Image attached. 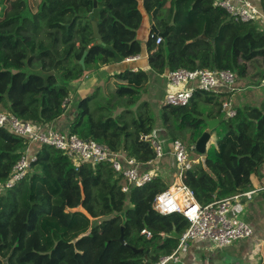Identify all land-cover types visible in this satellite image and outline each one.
Masks as SVG:
<instances>
[{
	"label": "trees",
	"instance_id": "obj_1",
	"mask_svg": "<svg viewBox=\"0 0 264 264\" xmlns=\"http://www.w3.org/2000/svg\"><path fill=\"white\" fill-rule=\"evenodd\" d=\"M95 2L104 45L93 37ZM146 16L160 32L169 28L168 58L165 42L157 46L150 31L151 72L209 69L245 78L252 65L264 77L260 22H234L216 0H0V111L42 129L61 122L67 130L56 131L142 164L154 161L155 116L143 101L150 79L144 68L113 71L104 87L74 103L75 110L63 108L69 85L84 73L142 55ZM224 96L197 91L188 106H164L162 114L165 125L172 115L179 128L191 129L194 146L208 128L205 116L220 121L204 162L182 181L200 206L248 191L264 165V109L238 108L227 119ZM34 155L27 176L0 198V264H157L179 247L188 220L153 207L171 188L163 177L124 193L110 164L76 169L55 148L0 127V184L23 157Z\"/></svg>",
	"mask_w": 264,
	"mask_h": 264
},
{
	"label": "built area",
	"instance_id": "obj_2",
	"mask_svg": "<svg viewBox=\"0 0 264 264\" xmlns=\"http://www.w3.org/2000/svg\"><path fill=\"white\" fill-rule=\"evenodd\" d=\"M216 5L224 9L236 23H264V10L253 0H216ZM164 39L157 37V46ZM141 56L126 59V63L141 60ZM164 106L180 108L188 106L197 91L206 93H228L236 91L237 75L232 71H212L209 69L187 70L184 68L167 72ZM71 99L67 98L63 108H70ZM68 110V109H67ZM223 111L227 118H234L237 110L231 102L223 104ZM0 127H7L12 133L30 140L31 144L46 145L65 154L76 169L83 164H110L114 172L122 178V191L128 193L132 188H142L153 182L160 172L151 170L155 161L165 155L164 147L153 141L157 158L146 164L139 163L133 158H127L120 153H113L107 147L93 141H85L76 135H68L56 131L51 126L39 128L33 122H25L10 114L0 113ZM195 151V148L193 149ZM189 149L179 140L172 144V155L177 163L178 177L181 184L176 190L185 193L183 205H180L176 194L170 189L159 194L153 205L156 212L167 216L181 214L189 222L188 230L182 234L179 247L169 256L161 258L157 264H177L181 254L188 252L189 244L193 241L209 242L219 248L228 247L236 242L251 239L254 235L252 226L244 219L234 214L235 205L245 201H252L253 197L264 187L250 190L226 198L206 206H200L194 199L193 193L183 184L186 172L192 170L199 161L190 160ZM34 155L31 159L23 157L13 168L8 181L0 184V198L7 190L12 189L23 180L36 162ZM151 168V169H147ZM149 234L146 230L142 233ZM204 264H209L205 262Z\"/></svg>",
	"mask_w": 264,
	"mask_h": 264
},
{
	"label": "rangeland",
	"instance_id": "obj_3",
	"mask_svg": "<svg viewBox=\"0 0 264 264\" xmlns=\"http://www.w3.org/2000/svg\"><path fill=\"white\" fill-rule=\"evenodd\" d=\"M254 1V0H253ZM40 2V0H38ZM38 3L34 5V9H37ZM147 37H145L143 34L139 35V41L142 44L143 48V54L146 51V41ZM130 64V68H133V63ZM262 69L260 68H254L249 66L247 77L240 78L238 77V82L236 84V92L237 97L235 99V102L237 105H243L244 101L248 100L250 101H256L257 104L264 102V77H260L259 72H261ZM136 71V70H135ZM106 72L103 71V69H100L99 71H90L87 73H84V75L80 78V80H86L88 77H95L98 78V81H92L91 84H81L85 81L77 80V82L82 88L86 89L87 86H93L94 89L90 90H82L81 95H79L80 99H83L90 95H93L96 93V90L98 87H104V79H101L102 77H106ZM89 82V81H87ZM103 83V84H102ZM101 84V85H99ZM103 85V86H102ZM242 87V88H241ZM69 90L72 96L75 97V87L73 85H69ZM164 90H165V80L164 76L157 75L154 72L150 73V79L148 86L146 88V92L143 95V101H147L150 104L151 112H153L155 116V125H154V140H156L158 143L161 144V146L165 147H171L175 140L181 141L185 146L189 149L190 153V160H196L199 159V153H196L193 151L194 149V132L189 128H179L177 123L175 122V118L172 115H169V118L165 123L163 122V111H164ZM80 94V93H79ZM72 101V100H71ZM75 107L77 105L74 103L70 108H66L67 112H70L71 110H75ZM246 106H241V108H245ZM207 109H210L207 108ZM257 109H262V107H257ZM121 110L118 111L120 113ZM0 113H4V111H0ZM6 114V113H5ZM76 115V113L74 114ZM53 124V123H52ZM50 125L52 128H56L59 130H67L66 124L58 123L56 126L53 127V125ZM56 130V129H55ZM217 130V129H216ZM216 130L215 134L212 135V137L216 138ZM61 132V131H60ZM65 133V132H64ZM215 143V142H214ZM193 145V146H192ZM161 165V171L160 174L164 178V181L167 182L170 185H175L173 187H177V184L180 182V178H178V170H177V163L173 156L166 155L162 159H158L155 161L154 166L151 168L152 171L159 168ZM255 199L253 201H245L243 204H236L234 208V214L238 217L244 219V220H250L252 216L255 215L256 210L261 208L262 215H264V199L260 202V204L257 203V200L260 199L258 196L254 197ZM258 198V199H257ZM257 199V200H256ZM184 203V202H183ZM183 205V204H182ZM261 225L260 227H262Z\"/></svg>",
	"mask_w": 264,
	"mask_h": 264
},
{
	"label": "crops",
	"instance_id": "obj_4",
	"mask_svg": "<svg viewBox=\"0 0 264 264\" xmlns=\"http://www.w3.org/2000/svg\"><path fill=\"white\" fill-rule=\"evenodd\" d=\"M254 1L260 6L261 11H263L264 10V0H254ZM156 10H158V9H156ZM144 22L145 23H144L141 31L139 32V35L143 34L148 39L150 31L152 30V26L155 25V23L151 20V18L149 16H146ZM260 24H261L260 26H261L262 30H264V23L260 22ZM147 39H146L145 43L147 42ZM145 47H146V45H145ZM148 56H149V54H148V50L146 47L145 53L143 54V52H142V55H141L142 59L139 60L138 62L132 64L134 66L133 67L134 70H138L137 68L142 67L151 73L150 68L148 66V64H149L148 63ZM130 67H131L130 64L125 63V61L123 63H120V64L111 65L109 68L107 67V68L103 69V71L106 72V74H105L106 77L105 78L102 77L101 79H104V81H105L106 78L108 77V75L111 74V72L123 71L127 68H130ZM164 80H165V90H164V98H165V91H166L165 75H164ZM80 81H85V82H82L81 84H86V83L91 84L90 82H92V81H98V78L88 77L86 80L83 79ZM80 81L79 82L75 81L74 84H72L75 87V94H74L75 97L72 95L70 96V99L72 100L70 107L72 106L73 103L78 102V100L80 99L79 95H81L82 90L87 89L88 92H90V90L94 89V87L91 86L93 84H91L90 86H87L88 88H86V89L82 88V86H80L78 84V83H80ZM87 81H89V82H87ZM99 85H101V84H99ZM222 93H224V95H225L224 99H223V104L225 102H231V104L233 105V108H235L236 110L238 108H241V106H246L245 108L262 107V109H264V102L257 104L258 102L254 101V100L250 101V102L248 100H246V101H244L243 105H237L235 102V99L237 97L236 91L234 93H228L225 90H223ZM223 113H224V111H223ZM207 117L209 118V120L218 121L217 126L219 125L220 121L218 119L210 118L209 116H207ZM225 117H226V115H225ZM57 124H58V122H55L52 125L54 127ZM217 126L215 127V129L217 128ZM215 129L210 131L211 135L215 134ZM206 131H209V126H208ZM216 140H217V137L211 138L209 148L216 143ZM154 141L157 142L156 140H154ZM194 148H195V146H194ZM164 151H165L164 157L166 155L173 156L172 155V148L170 146L165 147ZM201 156L202 157L199 156V159L196 158V161H199L197 166H199L205 160V155H201ZM160 171H161V165L158 168V172H160ZM159 176H161V174ZM180 184H181V181L177 184V187ZM252 184H253L252 187L248 191L258 190V189H261L264 187V165L261 167L258 174L253 175ZM174 185H175V183H174ZM174 185H171V188H170L171 190L172 189L176 190V188L173 187ZM256 196H258V198H260V199L257 198L258 200L256 199L257 203L260 204L262 199H264V191L259 192L254 197H256ZM254 197H253V200L255 199ZM243 203L244 202H242L241 204H243ZM256 212L257 213H255V215L252 216L250 220H245L246 222H248L252 226V228L254 230V235L251 239L236 242V243H234L228 247H225V248H219L215 244H212L209 242H201V241L190 242L188 252L185 254H181V260L177 264H204L205 262H209V264H264V215H262V211H261L260 207H259V209L256 210ZM261 225H263V226L260 227Z\"/></svg>",
	"mask_w": 264,
	"mask_h": 264
},
{
	"label": "water",
	"instance_id": "obj_5",
	"mask_svg": "<svg viewBox=\"0 0 264 264\" xmlns=\"http://www.w3.org/2000/svg\"><path fill=\"white\" fill-rule=\"evenodd\" d=\"M95 8L94 11L92 13V16L94 18V20L92 21V27H93V37L97 40V43L100 45H104L102 38H101V34L99 31V27H98V23H97V19H98V15H99V9H98V5L97 2H95ZM158 12V10H155L153 12V16L156 15ZM152 29L155 33V35L160 36L164 39L165 42V52H166V56L167 58L170 55V50H169V46H168V34H169V28H167L164 32H160L155 25L152 26ZM88 52H86L83 56V58L80 61V64L84 67L85 66V57L87 56ZM126 63V62H125ZM204 120L207 122L208 126H209V131H206L203 133V135L199 138V140L197 141L196 145H195V150L197 151V153H199L200 155H206L208 149H209V144L211 142V138L212 135L210 133V131L214 130L215 127L217 126L218 121H213V120H209V118L207 116L204 117ZM120 242L124 243V238L123 235L120 238Z\"/></svg>",
	"mask_w": 264,
	"mask_h": 264
},
{
	"label": "bare ground",
	"instance_id": "obj_6",
	"mask_svg": "<svg viewBox=\"0 0 264 264\" xmlns=\"http://www.w3.org/2000/svg\"><path fill=\"white\" fill-rule=\"evenodd\" d=\"M172 191L176 194L180 205H182L184 202V199L187 198L188 195H186L185 193H182L181 191H178V190L172 189Z\"/></svg>",
	"mask_w": 264,
	"mask_h": 264
}]
</instances>
